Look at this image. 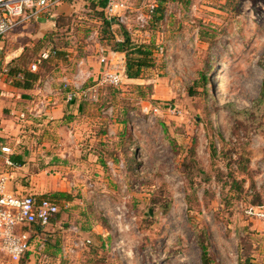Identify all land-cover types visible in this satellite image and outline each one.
Returning <instances> with one entry per match:
<instances>
[{
    "label": "rangeland",
    "instance_id": "rangeland-1",
    "mask_svg": "<svg viewBox=\"0 0 264 264\" xmlns=\"http://www.w3.org/2000/svg\"><path fill=\"white\" fill-rule=\"evenodd\" d=\"M103 1L71 0L0 45V86L11 87L6 71L20 55L30 69L53 48L73 77L96 74L73 87L80 107L67 116L85 167L51 171L31 147L24 185L60 213L40 232L45 248L20 264H203L202 244L210 264H264V222L244 212L264 204V0H131L111 31ZM153 4L162 17L139 24ZM124 30L163 54L140 79L102 86V54ZM93 88L96 100L83 96Z\"/></svg>",
    "mask_w": 264,
    "mask_h": 264
},
{
    "label": "built area",
    "instance_id": "built-area-1",
    "mask_svg": "<svg viewBox=\"0 0 264 264\" xmlns=\"http://www.w3.org/2000/svg\"><path fill=\"white\" fill-rule=\"evenodd\" d=\"M70 0H0V41L7 38L22 25L37 21L49 14L52 10L68 3ZM131 0H108L105 9L108 20L119 23L126 21L124 10L129 7ZM157 8L154 4L149 6L150 15ZM139 24H149L150 15L138 12ZM147 27V26H146ZM162 52V53H161ZM104 53V52H103ZM163 54V50L160 49ZM56 52L43 53L38 62L31 67L37 72L39 65L55 58ZM101 64L105 66L101 77V85L119 87L126 76V68L113 64L104 54ZM67 88L71 84L65 82ZM90 94L81 91L83 96L92 100L98 97V91L93 88ZM70 102L77 97L76 92H69ZM13 149L8 145H0V264H20L27 255L36 253L45 248V241L40 238V232L53 226V219L59 215L60 206L55 200L37 198L35 195H17L10 189L12 176L20 168L13 160ZM244 212L250 218L264 222V205L246 206ZM90 240L76 241L70 248L63 249L65 257L72 256L77 251L91 245Z\"/></svg>",
    "mask_w": 264,
    "mask_h": 264
},
{
    "label": "crops",
    "instance_id": "crops-1",
    "mask_svg": "<svg viewBox=\"0 0 264 264\" xmlns=\"http://www.w3.org/2000/svg\"><path fill=\"white\" fill-rule=\"evenodd\" d=\"M54 10L42 18L51 16ZM22 26L17 30L23 28ZM7 38L1 40L0 45H4ZM104 54L113 64L117 63L125 66L126 56L124 54L115 53L110 48H105ZM58 57L45 62L52 67L51 72H38L42 76V81L34 89L19 90L12 86L8 87L5 83L4 86H0V143L8 145V142L11 141L16 148L15 151L13 150L12 158L19 157L24 162V165L12 176L10 182L11 191L17 195L32 194L41 197L40 186L37 188L26 187L24 178H22L28 177V173L32 172L33 165L27 161L33 157H30L33 145H36L41 157H51L50 161H53V163L51 162L50 166L47 167L51 171L62 168L68 169L72 163L77 165L78 168L85 167L81 161L76 160L81 155L79 150L75 149L80 135L77 132L79 127L74 125L76 123H73V118L67 119L69 115H76L78 112L76 110L80 107V104L74 101L70 102L68 96L69 92H73V87L75 91V88L79 86L81 78L91 79L96 74L88 71L84 72L81 68V75L73 77L69 72L67 60L61 61L58 60ZM18 58H21V55ZM18 58L15 60H18ZM64 64L65 66H63ZM73 80L76 82L74 83ZM65 82L71 84L70 88L66 87ZM61 126L63 127L61 128ZM64 130L67 131V134H64ZM20 145L27 147V149L18 151Z\"/></svg>",
    "mask_w": 264,
    "mask_h": 264
},
{
    "label": "trees",
    "instance_id": "trees-1",
    "mask_svg": "<svg viewBox=\"0 0 264 264\" xmlns=\"http://www.w3.org/2000/svg\"><path fill=\"white\" fill-rule=\"evenodd\" d=\"M71 1V0H70ZM161 4H165L168 0H161ZM168 4V3H167ZM102 9L105 10L108 5V0H104L102 3ZM161 14V15H160ZM164 14V10L160 9V6L154 10V12L150 15V19L152 17H157ZM103 25L107 31H111L113 29V25L116 24L115 20H108L107 15L104 14ZM150 24V21H149ZM123 37L122 40H118L115 36L110 39L111 42L114 43L112 51L115 53H121L126 56L125 58V68H126V76L128 79L137 80L140 79L143 75L144 70L151 69L155 66L156 55L160 52V47L153 44L152 42H137L131 39L130 34L127 30L122 31ZM115 35V32H113ZM51 52H56L58 57V50L51 49ZM25 57L24 55L12 62L6 73L9 81V85L19 89V90H31L34 89L35 86L42 81V76L38 72H32L31 68L28 69L26 66L21 64V59ZM193 95V93H192ZM261 101H264V83L261 92ZM3 145V144H0ZM12 160L19 166L22 167L24 162L19 157H14ZM61 199H65L66 201H73L72 197L68 194H60ZM45 198V197H42ZM53 200V199H52ZM58 203V202H57ZM264 205V204H262ZM255 204L253 206H262ZM252 206V205H251ZM59 215H57L53 219V223L55 219H58ZM202 248V261L203 264H210V257L207 246L204 244L201 245Z\"/></svg>",
    "mask_w": 264,
    "mask_h": 264
}]
</instances>
